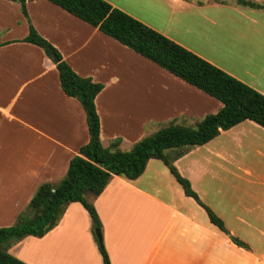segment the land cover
Masks as SVG:
<instances>
[{
    "label": "crops",
    "instance_id": "obj_1",
    "mask_svg": "<svg viewBox=\"0 0 264 264\" xmlns=\"http://www.w3.org/2000/svg\"><path fill=\"white\" fill-rule=\"evenodd\" d=\"M264 94V9L235 0H106ZM264 4V0H253ZM0 0V227L14 223L42 182L56 183L89 139L80 102L55 63L22 39L28 20L95 97L103 146L123 150L165 123L193 125L221 103L48 0ZM173 165L223 222L211 223L165 163L134 179L112 175L90 198L110 264H264V128L243 120L187 149ZM89 212L70 202L41 237L8 252L27 264H103ZM232 237L240 240L239 245Z\"/></svg>",
    "mask_w": 264,
    "mask_h": 264
},
{
    "label": "trees",
    "instance_id": "obj_2",
    "mask_svg": "<svg viewBox=\"0 0 264 264\" xmlns=\"http://www.w3.org/2000/svg\"><path fill=\"white\" fill-rule=\"evenodd\" d=\"M17 1L27 17L24 0ZM48 1L215 98L221 107L215 113L205 114L193 125L169 121L140 138L127 150L119 147V138L103 146L99 138V116L94 102L103 85L90 77L77 74L27 19L28 33L22 40L41 47L50 59L56 57L55 67L60 87L67 96L80 102L85 112L89 139L69 160L67 171L60 180L56 183H40L14 223L0 227V264H27L10 254L9 246L28 235L43 236L57 224L67 205L74 201L80 202L89 212L102 262L110 264L103 241L95 233L96 230L100 232L101 223L90 198L101 193L112 175L127 179L138 177L151 158L162 160L185 195L203 206L211 223L226 232L222 220L200 200L189 180L173 165L174 158L169 156L168 151H175V157H178L187 149L208 142L221 130L247 119L264 128V94L106 0ZM235 1L264 9V4L253 0ZM232 240L244 246L237 238L232 237Z\"/></svg>",
    "mask_w": 264,
    "mask_h": 264
},
{
    "label": "water",
    "instance_id": "obj_3",
    "mask_svg": "<svg viewBox=\"0 0 264 264\" xmlns=\"http://www.w3.org/2000/svg\"><path fill=\"white\" fill-rule=\"evenodd\" d=\"M52 61H53L54 63L57 61V59H56L55 56H53ZM95 233H96V235H97L98 238L101 237V234H100L99 230H96Z\"/></svg>",
    "mask_w": 264,
    "mask_h": 264
},
{
    "label": "rangeland",
    "instance_id": "obj_4",
    "mask_svg": "<svg viewBox=\"0 0 264 264\" xmlns=\"http://www.w3.org/2000/svg\"><path fill=\"white\" fill-rule=\"evenodd\" d=\"M2 227H4V226H2ZM94 237H95V235H94ZM96 240V239H95Z\"/></svg>",
    "mask_w": 264,
    "mask_h": 264
}]
</instances>
